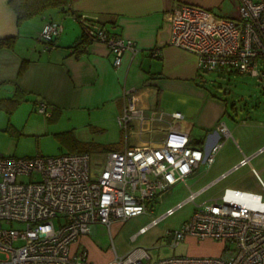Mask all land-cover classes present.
Segmentation results:
<instances>
[{"label":"built area","instance_id":"1","mask_svg":"<svg viewBox=\"0 0 264 264\" xmlns=\"http://www.w3.org/2000/svg\"><path fill=\"white\" fill-rule=\"evenodd\" d=\"M235 17L219 16L199 5L183 3L167 15L170 43L195 53L200 72L219 71L254 75L264 80V0H236ZM89 41H100L113 52L115 66L126 51L139 48L133 39L119 36L96 19L81 16ZM63 26L47 22L41 38L55 43ZM134 91V90H133ZM133 91L119 123L125 144L100 160L89 151L58 155L19 157L0 152V264H90L88 250L72 244L83 235L95 233L99 224L109 229L116 221L152 211L153 201L178 182H185L202 163L208 168L224 141L211 150L191 143L190 134L175 126L184 118L179 110L157 108L145 113ZM38 111L50 114L46 102ZM219 130L231 132L225 122ZM148 136V138H145ZM136 137L137 142L131 139ZM264 152L245 154L238 164L194 191L159 218L141 227L144 232L186 203L196 207L189 219L169 229L170 246L177 248L189 235L197 239L225 242L220 255H172L152 260L148 248L134 246L109 264H264V179L252 166L261 191L226 187L218 197L198 198L232 171L251 164Z\"/></svg>","mask_w":264,"mask_h":264},{"label":"crops","instance_id":"2","mask_svg":"<svg viewBox=\"0 0 264 264\" xmlns=\"http://www.w3.org/2000/svg\"><path fill=\"white\" fill-rule=\"evenodd\" d=\"M230 2L238 5L236 0H69L64 7H51L19 22L9 0H0V86H12L9 90L0 88V99L12 100L21 94L36 105L43 101L48 105L49 118L67 113L73 123L76 117L84 116L85 124L96 130L97 123L117 124L124 139L89 151L95 160H100L107 151L125 144L119 117L124 113L127 91L134 90L136 104L145 113L157 108L181 111L184 118L175 126L189 132L192 144L209 151L218 141H225L218 127L222 122L228 126L229 102L208 87L207 72L199 71L197 55L170 43L167 15L180 10L183 3L228 14ZM84 15L119 36L133 39L139 50L135 54L126 51L121 66H115V56L108 45L82 41L80 17ZM51 21L63 26L53 45L40 36L44 25ZM2 39L12 44L2 45ZM235 109L232 105V112ZM71 128L69 125L65 130L72 131ZM260 148H264V140L251 153L240 150L241 158L220 161L205 184L231 170L243 152L252 154ZM214 163L215 160L210 168L202 163L200 168L210 170ZM87 236L80 241L92 244ZM190 238L195 239L189 235Z\"/></svg>","mask_w":264,"mask_h":264},{"label":"rangeland","instance_id":"3","mask_svg":"<svg viewBox=\"0 0 264 264\" xmlns=\"http://www.w3.org/2000/svg\"><path fill=\"white\" fill-rule=\"evenodd\" d=\"M228 14L219 16L235 17L238 14V5L230 2ZM208 87L219 95H223L229 102L230 114L226 117L232 137L224 138V144L217 151L214 166L210 170L201 167L196 173L189 176L187 184L178 182L169 188L158 201H153L152 211L139 214L126 221H116L109 229L99 224L95 233H89L87 238L92 244L76 241L72 249L86 248L90 264H109L115 257L112 249L114 244L119 255L125 254L134 246L148 248L152 260L172 255H220L225 242L215 239H184L177 248L169 244L171 238L166 236L169 229L179 228L189 219L196 204L186 203L173 214L159 220L156 224L140 232L141 227L150 224L154 218H159L168 208L175 207L187 199L191 189L196 191L207 183L214 174V168L220 161L232 158H241L240 150L251 153L264 140V83L250 74L207 72ZM17 102L9 99H0V152L6 155L19 157L42 155H58L76 151L77 148L91 147V144H107L119 141L118 125L110 123L95 124L94 129L85 124V118L76 117L70 122L66 114H59L48 118L38 111V105L32 99L21 94L15 95ZM22 101V102H21ZM236 107L232 112L231 106ZM72 123V124H71ZM71 125L70 130L66 131ZM255 167L264 179V153L254 157L251 164L232 171L224 180L213 185L197 200L203 202L222 194L226 187H237L261 191V186L252 173ZM206 185V184H205ZM203 187V186H202Z\"/></svg>","mask_w":264,"mask_h":264},{"label":"trees","instance_id":"4","mask_svg":"<svg viewBox=\"0 0 264 264\" xmlns=\"http://www.w3.org/2000/svg\"><path fill=\"white\" fill-rule=\"evenodd\" d=\"M9 3L11 6L16 10L18 14L19 22L26 20L28 18H31L38 13L44 11L45 9L51 8V7H64L68 5L69 0H9ZM84 39L83 42L89 41L88 37L84 33ZM81 42V43H83ZM2 45H11V40L9 39H2L1 40ZM23 67L20 69L19 73L23 72ZM2 100H0V103ZM12 102H17V99L10 100ZM91 147H81L77 148L76 151H91L93 150V147L98 146V144L94 143L90 145ZM111 147V146H110ZM75 152V151H74Z\"/></svg>","mask_w":264,"mask_h":264},{"label":"water","instance_id":"5","mask_svg":"<svg viewBox=\"0 0 264 264\" xmlns=\"http://www.w3.org/2000/svg\"><path fill=\"white\" fill-rule=\"evenodd\" d=\"M10 87H12V86H10V84H3V85H1L0 86V88H2V89H10Z\"/></svg>","mask_w":264,"mask_h":264},{"label":"bare ground","instance_id":"6","mask_svg":"<svg viewBox=\"0 0 264 264\" xmlns=\"http://www.w3.org/2000/svg\"><path fill=\"white\" fill-rule=\"evenodd\" d=\"M49 118V117H48Z\"/></svg>","mask_w":264,"mask_h":264}]
</instances>
